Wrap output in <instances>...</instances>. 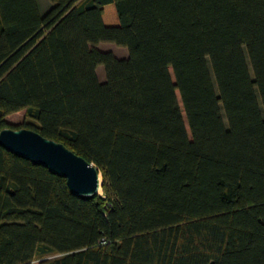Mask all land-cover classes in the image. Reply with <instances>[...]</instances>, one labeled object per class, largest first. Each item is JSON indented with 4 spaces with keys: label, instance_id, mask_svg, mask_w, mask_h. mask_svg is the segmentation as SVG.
I'll list each match as a JSON object with an SVG mask.
<instances>
[{
    "label": "trees",
    "instance_id": "obj_1",
    "mask_svg": "<svg viewBox=\"0 0 264 264\" xmlns=\"http://www.w3.org/2000/svg\"><path fill=\"white\" fill-rule=\"evenodd\" d=\"M50 1L0 0V130L65 143L104 195L0 144V264H264V0Z\"/></svg>",
    "mask_w": 264,
    "mask_h": 264
},
{
    "label": "water",
    "instance_id": "obj_2",
    "mask_svg": "<svg viewBox=\"0 0 264 264\" xmlns=\"http://www.w3.org/2000/svg\"><path fill=\"white\" fill-rule=\"evenodd\" d=\"M0 144L8 150L42 164L64 176L70 190L78 195L99 193L103 184L97 165L75 152L65 143L37 130L6 126L0 130ZM100 194V193H99Z\"/></svg>",
    "mask_w": 264,
    "mask_h": 264
},
{
    "label": "rangeland",
    "instance_id": "obj_3",
    "mask_svg": "<svg viewBox=\"0 0 264 264\" xmlns=\"http://www.w3.org/2000/svg\"><path fill=\"white\" fill-rule=\"evenodd\" d=\"M39 4L40 11L42 13H45L52 5V2L50 0H37ZM102 50H110L112 51L116 56L120 58L127 57L129 55L128 48L126 46L118 45L111 41H102L98 43L97 45ZM97 73L98 77L101 81H104L106 79L105 76V68L104 65L101 64L97 67ZM26 119V111L25 109H22L20 111L14 112L6 116V120L11 125H18L21 124ZM101 195H104V189L100 192ZM60 253L53 252L49 253L47 255H39L37 256L38 259L34 261L33 264H48L52 259L55 257L60 256Z\"/></svg>",
    "mask_w": 264,
    "mask_h": 264
},
{
    "label": "bare ground",
    "instance_id": "obj_4",
    "mask_svg": "<svg viewBox=\"0 0 264 264\" xmlns=\"http://www.w3.org/2000/svg\"><path fill=\"white\" fill-rule=\"evenodd\" d=\"M100 178L103 179V178H102V173H101V171H100ZM101 190H102V186H101V188H100V190H99V193L101 192Z\"/></svg>",
    "mask_w": 264,
    "mask_h": 264
}]
</instances>
